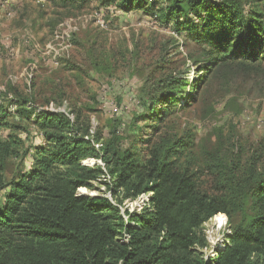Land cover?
Listing matches in <instances>:
<instances>
[{"label":"trees","instance_id":"trees-1","mask_svg":"<svg viewBox=\"0 0 264 264\" xmlns=\"http://www.w3.org/2000/svg\"><path fill=\"white\" fill-rule=\"evenodd\" d=\"M136 2L147 0H125ZM164 11L166 17L159 13L179 34L210 50L212 65L264 61L263 16L248 15L239 0H169ZM185 86L187 81L169 74L143 89L146 119L164 122L178 105L173 96ZM19 107L22 119L34 115L44 142L33 146L30 170L8 180L9 163L24 148L16 132L25 126L23 120L10 122L14 113L0 103V264H264V175L256 173V161L223 196L204 190L182 166L190 140L165 136L158 124L143 155L91 134L80 112L72 119L64 112ZM88 158L102 162L113 180L108 189L120 204L151 192L150 206L127 211L125 219L109 197L81 194L104 174L99 163L83 164ZM219 213L233 229L212 261L203 252L204 224Z\"/></svg>","mask_w":264,"mask_h":264},{"label":"rangeland","instance_id":"rangeland-1","mask_svg":"<svg viewBox=\"0 0 264 264\" xmlns=\"http://www.w3.org/2000/svg\"><path fill=\"white\" fill-rule=\"evenodd\" d=\"M239 1L245 13L264 19V0ZM167 2L0 0V103L14 113L10 122L23 120L25 126L16 132L24 148L11 159L8 180L30 170L33 146L44 142L34 115L22 119L17 113L20 105L31 113L47 109L72 119L80 112L91 134L143 155L158 124L165 136L190 140L180 157L182 166L210 193L227 196L231 185L246 178L253 161L256 173L264 175V61L212 65L207 47L166 22ZM169 74L187 86L173 96L175 112L162 123L152 122L146 119L143 89ZM195 78L197 89L192 90ZM1 133L5 137L7 131ZM96 163L104 174L93 189L81 188V194L109 197L125 219L127 211L150 206L137 205L142 194L120 204L108 189L113 180L102 162L83 160ZM236 216L237 223L241 215ZM232 229L224 213L204 224L206 258L213 261L225 248Z\"/></svg>","mask_w":264,"mask_h":264},{"label":"built area","instance_id":"built-area-1","mask_svg":"<svg viewBox=\"0 0 264 264\" xmlns=\"http://www.w3.org/2000/svg\"><path fill=\"white\" fill-rule=\"evenodd\" d=\"M152 193H143L142 195L139 196L138 198V202L137 205H141V206H147L150 205V197H151Z\"/></svg>","mask_w":264,"mask_h":264},{"label":"bare ground","instance_id":"bare-ground-1","mask_svg":"<svg viewBox=\"0 0 264 264\" xmlns=\"http://www.w3.org/2000/svg\"><path fill=\"white\" fill-rule=\"evenodd\" d=\"M217 217H218V218H221V216H219V215H218ZM222 219H224V218H221V220H222Z\"/></svg>","mask_w":264,"mask_h":264}]
</instances>
